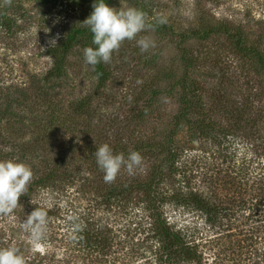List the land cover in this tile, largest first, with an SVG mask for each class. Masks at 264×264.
<instances>
[{
    "label": "rangeland",
    "instance_id": "374dc122",
    "mask_svg": "<svg viewBox=\"0 0 264 264\" xmlns=\"http://www.w3.org/2000/svg\"><path fill=\"white\" fill-rule=\"evenodd\" d=\"M93 2L0 0L1 102L18 89L31 90L33 77L53 66L50 50L77 36L61 87L48 96L31 90L25 125L14 132L22 128L23 139L52 136L74 147L75 166L94 180L83 196L74 186L36 189L31 201L20 200L0 215V242L7 244L0 248L15 247L25 264H168L145 188L158 176L165 217L198 250L199 262L190 264H264V56L259 61L241 52L233 37L192 36L239 21L246 40L240 46L264 55V30L253 26L264 21V0H108L146 14L149 27L136 39L148 37L154 47L141 52L135 39L122 42L112 55L109 82L94 96L97 78L83 58L92 34L81 23ZM57 35V45L49 47ZM195 95L200 100L186 110L183 98ZM87 96L96 98L91 117L78 112ZM105 143L125 157L139 152L142 168L131 176L121 169L106 183L90 155ZM121 186L131 189L126 206L113 198ZM186 196L199 197L203 207L174 200ZM36 207L46 213L47 230L34 248L21 225ZM81 220L87 232L79 231ZM92 223L113 230L112 247L95 250L82 241L93 235Z\"/></svg>",
    "mask_w": 264,
    "mask_h": 264
},
{
    "label": "trees",
    "instance_id": "16d2710c",
    "mask_svg": "<svg viewBox=\"0 0 264 264\" xmlns=\"http://www.w3.org/2000/svg\"><path fill=\"white\" fill-rule=\"evenodd\" d=\"M253 26L264 30V21H255ZM201 31V29H196L192 32V36L201 39L211 35L233 37L236 41L238 50L247 54H253L259 61H262V56L264 55L258 48L249 47L244 49L240 46L245 43L246 40L243 38V26L239 21H221L218 25L214 27L211 26L204 32ZM76 37V35L71 37L61 49L55 48L50 50V56L55 59L53 66L46 74L41 77L39 76V79L38 77H33L31 90L38 91L42 95L48 96L50 91H54L56 88L61 87L63 79L68 75L65 66L66 56L72 52ZM185 61L187 66L190 67L191 63L187 60ZM112 62L113 61L109 64L100 63L93 69L98 83L96 89L93 90V96L100 90L102 91L105 89L109 82L112 75ZM39 84H42V86ZM31 90L18 89L15 94L9 96L7 101H0V159H14L18 162H23L30 166L32 170L31 179L33 181L28 185V189L24 195L19 198V201L22 199L31 201L36 193L34 190L47 188H50L53 192H62L67 188H73L75 186L77 187L76 193L83 196L87 189L92 187L94 180L82 176L81 169L75 166L77 155L74 147H66L63 143H59L58 140H54L52 136H50L46 142L39 139H23L22 136L25 134L22 128H20L17 133L14 132L17 126L21 127L25 125L24 109ZM193 98L190 100H188L186 96L183 98L185 109L188 111L190 110V106L200 100L201 97L195 95ZM95 101V97L87 96L81 101L83 104L79 106L78 112L80 114H86L89 117H91L90 112L96 114V111L92 110ZM9 130L12 131L10 136H8ZM114 152L116 154L118 153L116 150ZM168 154L171 155V158H169L170 161L176 160L171 150H168ZM90 155L92 159H95L94 154ZM157 177L158 176H156L150 184L145 186V188L147 189L151 202L150 212L152 216V228L156 237L162 244L163 260L168 264H190L197 261L199 262L200 256L196 246L191 245L187 240V236L181 230H177L169 224L168 219L162 211L161 205L164 203L162 197L164 196L160 195V187L162 184L160 180H155ZM113 191H116V193L113 194L115 201L124 204L127 203V198L130 196V188L126 186L115 187ZM174 200H176L178 204H186L187 206L194 205L202 208L204 205L203 201L196 196L177 197L174 198ZM126 205L127 204L124 206ZM89 220L91 221V219ZM85 221H80L81 223L78 226L79 231L87 232L85 225L88 223H84ZM89 225V227L94 228L93 235L88 233V237H85V240L82 239V241L95 250H104L110 248V246L112 247L114 239L110 238V235H113V230L108 229L107 226H94V223ZM103 232H105V236ZM2 245L7 246L3 241L2 243L0 242V246ZM18 252L22 255L21 251L18 250Z\"/></svg>",
    "mask_w": 264,
    "mask_h": 264
},
{
    "label": "clouds",
    "instance_id": "9594fccd",
    "mask_svg": "<svg viewBox=\"0 0 264 264\" xmlns=\"http://www.w3.org/2000/svg\"><path fill=\"white\" fill-rule=\"evenodd\" d=\"M158 23H166L164 18H158ZM92 34V45L83 49L84 63L93 69L100 63L109 64L112 55L125 40L135 39L141 52H147L154 47L148 37L137 38V35L148 27L146 14L134 7H112L108 0H94L92 12L81 22ZM59 35L48 41V46L57 45ZM98 168L103 172V179L111 183L124 169L128 175H134L142 168V156L137 151L124 154H114L107 144L100 145L94 151ZM32 178L30 166L14 159H0V215H7L18 206L19 198L24 195L26 187ZM27 232L33 247H38L47 230L46 213L36 207L26 216L21 225ZM0 264H25L23 256L15 247L0 248Z\"/></svg>",
    "mask_w": 264,
    "mask_h": 264
}]
</instances>
